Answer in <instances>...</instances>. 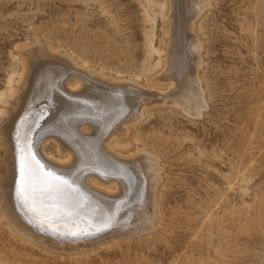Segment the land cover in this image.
I'll list each match as a JSON object with an SVG mask.
<instances>
[{"label":"rangeland","instance_id":"374dc122","mask_svg":"<svg viewBox=\"0 0 264 264\" xmlns=\"http://www.w3.org/2000/svg\"><path fill=\"white\" fill-rule=\"evenodd\" d=\"M182 1L0 0V118L17 93L22 54L37 43L159 96L174 84L164 79L170 57L184 52L187 61L195 38L203 103L190 115L155 100L111 139L117 156L157 161L153 228L120 236L116 222L42 230L59 248L116 233L65 252L18 233L0 207V264H264V0H203L190 32ZM43 139L47 156L68 160ZM109 189L112 197L101 198L118 214L126 200Z\"/></svg>","mask_w":264,"mask_h":264},{"label":"bare ground","instance_id":"6f19581e","mask_svg":"<svg viewBox=\"0 0 264 264\" xmlns=\"http://www.w3.org/2000/svg\"><path fill=\"white\" fill-rule=\"evenodd\" d=\"M183 1L189 12L190 32L191 19L204 1ZM194 39L187 61L184 52L170 57L164 79L174 84L168 93L159 96L143 92L132 83L104 80L94 70L81 68L63 51H50L48 44L37 43L34 48L23 50L24 67L17 93L0 118V207L18 233L51 250L72 252L94 246L116 233H101L59 248L42 230L50 233L56 227L61 232L68 226L77 230L90 222L101 227L116 222L119 227L114 230L119 236L151 229L153 218L148 213L153 214L157 161L146 154L117 156L110 142L114 136H125L128 124L136 122L142 110L155 100L175 105L190 115L199 114L203 103L195 74L199 60ZM43 136L52 138L57 153L66 155L68 160L60 162L47 156L43 143L39 146V141H45ZM29 164L40 175L60 182L62 191L42 195L39 185L35 192L26 190L22 169ZM111 185H116L121 199L126 200L127 207L122 206L124 209L118 214L111 201L102 199L111 194ZM35 231L41 233L40 237Z\"/></svg>","mask_w":264,"mask_h":264},{"label":"snow or ice","instance_id":"6c2138e0","mask_svg":"<svg viewBox=\"0 0 264 264\" xmlns=\"http://www.w3.org/2000/svg\"><path fill=\"white\" fill-rule=\"evenodd\" d=\"M22 180L25 181L28 191L35 192L36 185H39V191L42 195H53L58 194L62 191L60 182L55 178L49 176H42L38 170H34L32 166L26 165L22 169ZM24 190V186H21Z\"/></svg>","mask_w":264,"mask_h":264},{"label":"water","instance_id":"95a60500","mask_svg":"<svg viewBox=\"0 0 264 264\" xmlns=\"http://www.w3.org/2000/svg\"><path fill=\"white\" fill-rule=\"evenodd\" d=\"M103 226H105V228H106V227H108V228H109V226H108L107 224H105V225H103Z\"/></svg>","mask_w":264,"mask_h":264}]
</instances>
